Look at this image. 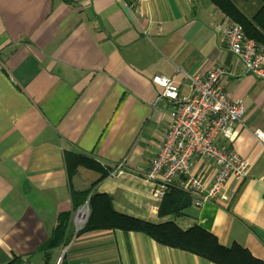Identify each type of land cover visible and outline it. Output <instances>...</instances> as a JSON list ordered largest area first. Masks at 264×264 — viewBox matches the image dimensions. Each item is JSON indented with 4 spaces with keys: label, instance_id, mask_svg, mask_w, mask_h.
<instances>
[{
    "label": "crops",
    "instance_id": "1",
    "mask_svg": "<svg viewBox=\"0 0 264 264\" xmlns=\"http://www.w3.org/2000/svg\"><path fill=\"white\" fill-rule=\"evenodd\" d=\"M226 19L211 0H0V264L14 255L28 264L60 256L59 264H214L141 232L76 233L75 212L92 194L145 221L196 224L264 260V145L253 134L264 133L263 79L223 84L244 114L233 139L219 144L249 167L226 180L222 197L160 217L163 198L143 177L172 108L153 76L185 95L187 76L217 65L239 71L215 28ZM66 153L98 168L69 169ZM192 175L209 182L210 161L196 157Z\"/></svg>",
    "mask_w": 264,
    "mask_h": 264
},
{
    "label": "built area",
    "instance_id": "2",
    "mask_svg": "<svg viewBox=\"0 0 264 264\" xmlns=\"http://www.w3.org/2000/svg\"><path fill=\"white\" fill-rule=\"evenodd\" d=\"M215 28L221 32L224 47L238 61L239 71L217 65L205 73L187 76L185 95L179 94L171 78L158 75L152 78V82L162 87L161 96L171 100L172 108L169 127L143 177L153 184V195L159 200L178 178V187L188 193L191 205L196 208L222 197L226 180L243 177L249 167L246 159L219 144L220 139H233L236 124L244 114L242 100L235 98L234 89L225 88L224 82L244 75L264 80V44L247 38L242 27L228 19ZM253 134L264 145V133L255 129ZM196 157L210 161L212 176L209 182L192 175ZM120 172L121 165H118L110 175ZM88 215L87 205L75 212L76 231L82 228ZM60 259L61 256L55 264H59Z\"/></svg>",
    "mask_w": 264,
    "mask_h": 264
},
{
    "label": "trees",
    "instance_id": "3",
    "mask_svg": "<svg viewBox=\"0 0 264 264\" xmlns=\"http://www.w3.org/2000/svg\"><path fill=\"white\" fill-rule=\"evenodd\" d=\"M211 1L227 18L242 27L247 38L264 44V0H259L260 5L251 14L242 8V2L248 0ZM65 157L69 169L71 162L76 166L79 164L98 168L97 164L83 156L66 153ZM82 193L86 196L88 190ZM87 203L89 215L77 233L108 228L135 231L149 236L159 244L195 254L214 264H264V260L255 258L246 248L238 244L221 245L216 236L196 224L181 229L172 220L154 223L121 214L112 208L111 200L105 194H92ZM189 204L188 193L180 188H173L163 197L158 214L160 217L178 216ZM52 245V241L48 240L39 246L38 250L49 249ZM4 264H28V262L23 256L14 255Z\"/></svg>",
    "mask_w": 264,
    "mask_h": 264
},
{
    "label": "rangeland",
    "instance_id": "4",
    "mask_svg": "<svg viewBox=\"0 0 264 264\" xmlns=\"http://www.w3.org/2000/svg\"><path fill=\"white\" fill-rule=\"evenodd\" d=\"M242 5L244 8H247V11L249 13H252V11H254L257 8V6L260 5V3L259 0H248L246 2H242Z\"/></svg>",
    "mask_w": 264,
    "mask_h": 264
}]
</instances>
